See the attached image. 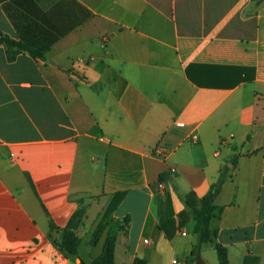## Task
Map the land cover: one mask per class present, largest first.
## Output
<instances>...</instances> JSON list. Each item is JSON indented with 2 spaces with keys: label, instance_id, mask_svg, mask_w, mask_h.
<instances>
[{
  "label": "crops",
  "instance_id": "crops-1",
  "mask_svg": "<svg viewBox=\"0 0 264 264\" xmlns=\"http://www.w3.org/2000/svg\"><path fill=\"white\" fill-rule=\"evenodd\" d=\"M0 36V264L90 263L111 225L114 264H198L186 197L223 171L200 257L264 264V0H0Z\"/></svg>",
  "mask_w": 264,
  "mask_h": 264
},
{
  "label": "trees",
  "instance_id": "trees-1",
  "mask_svg": "<svg viewBox=\"0 0 264 264\" xmlns=\"http://www.w3.org/2000/svg\"><path fill=\"white\" fill-rule=\"evenodd\" d=\"M0 44H6L9 48L16 46L18 49H27L26 46L22 43L17 42L7 36H0ZM28 50L34 55L43 57L40 52L34 51L32 49ZM15 52L16 51L11 52V57L14 56ZM160 178H162V174L160 175ZM227 178L228 174L223 171L219 174L217 180L212 183L209 191L203 197L196 198L193 193L188 194L186 197V203L192 208L195 217L194 231L197 234V242L192 250V255L196 256L198 264H204L203 259L200 257V249L203 243L210 241L213 237L214 232L211 227L212 219L216 215H218L217 209L218 211H220L221 209L217 207L214 201L217 195L220 193ZM120 196L121 193H117L113 197L109 207L107 208L103 218L98 225L96 233L106 228V221L110 214L116 208L120 200ZM83 214L84 209L78 208L71 215L67 224L62 229L60 238L55 239L62 249L73 256H78V247L81 239L78 236L76 229L82 222ZM185 214L186 211H183L179 216L183 218ZM127 221L128 218L125 219V222ZM121 229H123V226H109L107 229V234L102 251L97 256H95L90 263H85L83 260H81L78 264H114L115 245L117 235ZM215 247L218 252L220 264H228L226 248L221 244H216ZM134 264H144V262L141 259H136Z\"/></svg>",
  "mask_w": 264,
  "mask_h": 264
},
{
  "label": "built area",
  "instance_id": "built-area-1",
  "mask_svg": "<svg viewBox=\"0 0 264 264\" xmlns=\"http://www.w3.org/2000/svg\"><path fill=\"white\" fill-rule=\"evenodd\" d=\"M164 151H165L164 148H159V153L162 154V153H164ZM175 262H176L177 264H180V262H178V261H176V260H175Z\"/></svg>",
  "mask_w": 264,
  "mask_h": 264
}]
</instances>
